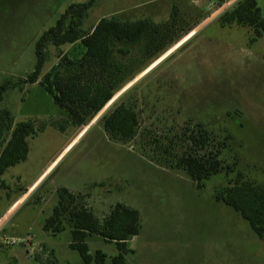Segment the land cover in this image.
I'll return each instance as SVG.
<instances>
[{
    "label": "rangeland",
    "instance_id": "1",
    "mask_svg": "<svg viewBox=\"0 0 264 264\" xmlns=\"http://www.w3.org/2000/svg\"><path fill=\"white\" fill-rule=\"evenodd\" d=\"M85 1L0 0V152L19 123L35 127L28 158L0 180V218L22 200L9 223L28 241L26 249L15 246L20 263L84 264L70 248L68 212L61 217L64 232L44 230L66 188L102 223L118 203L139 211L141 230L127 264H264V242L240 212L215 196L244 181L264 186V36L251 44L250 27L224 24L222 15L239 0H99L83 21L86 32L102 18L148 19L158 30L117 58L128 66L121 81L134 79L80 125L41 85L56 65L85 53L80 41L49 45L39 82L30 84L27 76L37 64V40L71 4ZM257 1L264 13V0ZM69 72L74 69L61 68ZM119 99L138 114L127 139L113 137L101 121ZM199 124L211 136L205 150L190 142ZM165 150L208 151L221 169L199 185L157 164ZM66 199L63 208L73 201ZM87 243L92 255L102 250L109 262L119 254L116 243L100 236ZM5 258L0 255V264Z\"/></svg>",
    "mask_w": 264,
    "mask_h": 264
},
{
    "label": "trees",
    "instance_id": "2",
    "mask_svg": "<svg viewBox=\"0 0 264 264\" xmlns=\"http://www.w3.org/2000/svg\"><path fill=\"white\" fill-rule=\"evenodd\" d=\"M99 0H87L71 4L57 20L56 24L46 30L37 40L35 50L37 64L35 70L27 76V82H39L41 72L46 62V49L49 45L61 48L67 44L81 42L85 53L77 59H68L65 63L56 65L47 73L41 85L54 98V101L80 125H87L100 113L131 80L122 82L128 66L122 67L117 60L129 54L127 47L135 46L145 37L157 32L158 25L148 19L123 21L117 18H102L90 32L82 27L89 10ZM224 24H237L252 29L251 44L264 36V13L257 0H239L231 9L222 15ZM152 38L150 45L154 44ZM125 46H121V45ZM74 69V73H61V68ZM121 81L119 83L118 79ZM123 78V77H122ZM116 82V84H115ZM101 121L105 129L115 138L127 139L135 131L138 123L137 112L124 99H119ZM32 122L19 123L11 133V138L0 152L1 176L12 166L28 158L30 145L28 137L35 131ZM200 134L192 132L190 142L203 150L209 145L210 132L199 124ZM160 166L182 172L189 178L198 181L208 179L218 174L221 161L218 156L208 153L193 154L183 151L173 154L165 150ZM60 205L54 209L44 225V230L53 234L64 232L61 221L63 211L68 212L72 223V242L70 248L77 250L84 264H127L126 255L128 241L140 234V213L137 209L118 203L102 223L93 211L76 205V196L68 189L60 191ZM66 196L73 201L69 207H62ZM216 199L233 207L245 218L253 231L264 242V186L252 181H244L233 186H227L216 193ZM100 236L108 242L117 244L119 254L108 261V255L98 250L92 255L87 243L88 236Z\"/></svg>",
    "mask_w": 264,
    "mask_h": 264
},
{
    "label": "crops",
    "instance_id": "3",
    "mask_svg": "<svg viewBox=\"0 0 264 264\" xmlns=\"http://www.w3.org/2000/svg\"><path fill=\"white\" fill-rule=\"evenodd\" d=\"M50 170V169H49ZM47 170L46 173L49 171ZM46 173L44 172V174H42L39 178L38 181L36 183V185L40 182V180L46 175ZM34 185V187L36 186ZM32 189L29 190L28 194L31 192ZM74 193V192H73ZM27 196V194H26ZM25 196V197H26ZM24 197V198H25ZM22 200H15L11 206H9V208H7L5 210V212L3 213V216H1L0 218V255H6L5 258V264H21L20 260L21 258V253L16 249L17 247H15L17 244H7L4 241L5 240H12V239H22L20 238V236L17 234L16 230H17V226L13 225V226H9L10 223V219H11V215L14 212V210L17 208L18 204L21 202ZM97 216V215H96ZM98 217V216H97ZM99 218V217H98ZM58 234V233H57ZM89 238L91 237H96L95 235L93 236H88ZM87 238V239H89ZM34 240V239H33ZM132 240H130L128 242V249L130 250V243ZM36 242V241H35ZM89 243V242H88ZM71 244V242H70ZM22 247L24 249L25 245L22 244ZM10 249V250H8ZM10 251V252H9ZM54 251V250H52ZM104 252V251H103ZM54 253V252H52ZM52 257V256H51ZM36 258V257H35ZM38 260H41L42 258H36Z\"/></svg>",
    "mask_w": 264,
    "mask_h": 264
},
{
    "label": "built area",
    "instance_id": "4",
    "mask_svg": "<svg viewBox=\"0 0 264 264\" xmlns=\"http://www.w3.org/2000/svg\"><path fill=\"white\" fill-rule=\"evenodd\" d=\"M4 242L7 244H12V245L19 244V243H22V244L28 243L27 239H12V240H5Z\"/></svg>",
    "mask_w": 264,
    "mask_h": 264
},
{
    "label": "water",
    "instance_id": "5",
    "mask_svg": "<svg viewBox=\"0 0 264 264\" xmlns=\"http://www.w3.org/2000/svg\"><path fill=\"white\" fill-rule=\"evenodd\" d=\"M200 182H201V180L199 179V180H198V184H199V185H200Z\"/></svg>",
    "mask_w": 264,
    "mask_h": 264
}]
</instances>
